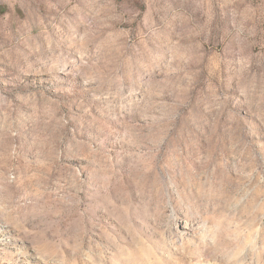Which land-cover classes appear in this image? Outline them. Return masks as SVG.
<instances>
[{"label":"rangeland","instance_id":"1","mask_svg":"<svg viewBox=\"0 0 264 264\" xmlns=\"http://www.w3.org/2000/svg\"><path fill=\"white\" fill-rule=\"evenodd\" d=\"M0 264H264V0H0Z\"/></svg>","mask_w":264,"mask_h":264}]
</instances>
